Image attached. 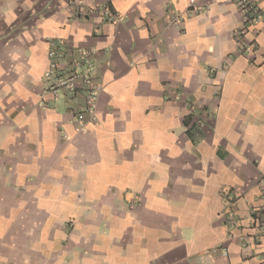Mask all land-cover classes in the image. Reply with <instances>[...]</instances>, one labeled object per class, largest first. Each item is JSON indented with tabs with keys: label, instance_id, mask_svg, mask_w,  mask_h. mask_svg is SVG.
Returning a JSON list of instances; mask_svg holds the SVG:
<instances>
[{
	"label": "crops",
	"instance_id": "0c3cea01",
	"mask_svg": "<svg viewBox=\"0 0 264 264\" xmlns=\"http://www.w3.org/2000/svg\"><path fill=\"white\" fill-rule=\"evenodd\" d=\"M248 1L0 0V264H264L248 239L264 0ZM82 52L93 111L46 75L86 71Z\"/></svg>",
	"mask_w": 264,
	"mask_h": 264
},
{
	"label": "built area",
	"instance_id": "2783aa9c",
	"mask_svg": "<svg viewBox=\"0 0 264 264\" xmlns=\"http://www.w3.org/2000/svg\"><path fill=\"white\" fill-rule=\"evenodd\" d=\"M237 6L239 10L245 15L251 14L253 9L248 0H237ZM103 13L108 17V20L112 19L111 14L103 8ZM200 13V9L197 7L191 6L188 9V15H196ZM56 55V49L51 48L49 51V56L53 59ZM75 67L85 66L87 70L84 72L74 73L70 76L64 77L59 73L58 66L53 64L51 70L47 72V77L52 80V87L55 89H65L67 91H75V89L80 84V87L85 88L87 91V107L90 111H93L94 101L96 98V92L99 90V87L95 86L92 81V72L91 64L87 57V54L82 52L78 55V58L73 61ZM259 188L260 195L256 207L252 212V228L251 234L248 237L254 245H263L264 246V177L259 179Z\"/></svg>",
	"mask_w": 264,
	"mask_h": 264
}]
</instances>
